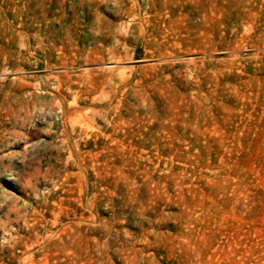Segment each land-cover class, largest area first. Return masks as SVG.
Here are the masks:
<instances>
[{"label": "rangeland", "instance_id": "1", "mask_svg": "<svg viewBox=\"0 0 264 264\" xmlns=\"http://www.w3.org/2000/svg\"><path fill=\"white\" fill-rule=\"evenodd\" d=\"M0 264H264V0H0Z\"/></svg>", "mask_w": 264, "mask_h": 264}]
</instances>
